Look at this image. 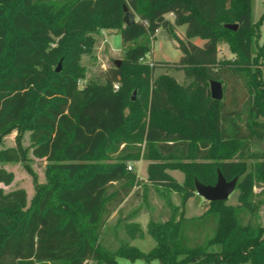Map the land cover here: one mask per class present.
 <instances>
[{"label":"trees","instance_id":"16d2710c","mask_svg":"<svg viewBox=\"0 0 264 264\" xmlns=\"http://www.w3.org/2000/svg\"><path fill=\"white\" fill-rule=\"evenodd\" d=\"M14 2L0 0V135L27 120L32 155L51 165V175L38 188L36 206L18 219L27 192H5L1 185L11 186L15 175L0 167V264H264V227L243 220L263 205L254 189L264 185V42L256 47L264 14L253 21L252 0H21L17 10ZM125 7L136 18L132 26L124 23ZM182 26L183 39L176 35ZM162 28L182 57L144 64ZM100 30L121 36L123 60L103 81L81 85L84 73L69 58L88 54ZM223 42L237 55L234 62L220 59ZM62 58L66 65L57 72ZM157 69L183 72L188 85L168 74L154 78ZM211 81L222 83L223 100L212 98ZM231 82L229 104L224 84ZM24 156L1 149L0 165L23 163ZM141 160L150 162L147 182L170 212L164 219L150 213L156 245L149 252L127 241L105 248L110 217L141 185L129 164ZM168 170L181 171L184 183ZM218 170L227 181L245 174L239 204L204 201L205 213L187 219L196 180L214 186ZM168 191L179 195L180 206ZM121 223L128 238L144 236L140 224ZM207 226L212 234L194 244L187 232Z\"/></svg>","mask_w":264,"mask_h":264},{"label":"rangeland","instance_id":"374dc122","mask_svg":"<svg viewBox=\"0 0 264 264\" xmlns=\"http://www.w3.org/2000/svg\"><path fill=\"white\" fill-rule=\"evenodd\" d=\"M13 9H21V0H15L13 4ZM264 14V0H252V19L254 22H258ZM169 18V17H167ZM261 37L257 42L256 47H259L264 42V21L261 25ZM185 29V28H183ZM159 31V32H158ZM155 35L154 46H153V54H149L147 58L143 61L144 64H148L151 66L155 62H173L180 60V50L178 48V43L176 38L171 35L166 29L158 30ZM116 34L111 30H100L95 35H92L89 40L87 47L89 48V53L82 55L79 60L74 57L69 58V65L74 68V62H77L79 69L84 73L83 83L88 81H103L105 78L106 71L115 65L117 60H123V52L119 54L112 55L111 48L108 43V38L111 35ZM178 36V34L176 33ZM58 40V38L56 39ZM120 38L117 36L112 37V42L119 43ZM220 48L224 49V52L221 55V60H231L234 62L237 58V55L230 50V47L227 43L223 42L220 44ZM257 50V49H256ZM263 57H261V60ZM261 60L259 63L261 64ZM64 63L63 58L59 61L57 68L60 66L61 70H63ZM56 68V69H57ZM254 70V69H252ZM168 74L170 76H174L176 80L181 83L188 85V82H185V75L183 72H178L175 70H171L168 72L167 69H157L154 73V78H157L160 75ZM224 84V83H223ZM226 87L225 93H227V103H231V96L233 94V84H224ZM242 84H239L237 87L238 92L242 91ZM133 101L140 98V93L137 90H134L131 94ZM27 120L23 121V124L15 126L11 128L9 131L0 135V150L6 148H17L21 149L25 154V161L23 163H15V164H3L0 167L5 168L6 170H10L15 175V180L10 187L3 186L5 192H9L14 188H23L28 195V207L25 209L20 215H17L18 219L26 218L31 210L36 206L39 200V192L38 188L41 186H47L49 183V177L51 175L50 164L46 160L36 159L32 155V144L30 140L31 131L24 129L26 127ZM133 164V172L139 175L138 167H136V162L130 163ZM251 162L248 163V167L246 169V174L250 172ZM183 173L179 172L178 177L183 178ZM245 175V174H244ZM243 176L239 178L240 182L243 179ZM66 177V175H63ZM139 177V176H138ZM140 178V177H139ZM140 186L137 187L134 192L136 195L130 198L128 206L121 212L120 216H129L136 215L137 217L149 211L152 215H154L158 219H164L167 214H169L170 210L166 205V200L161 196L160 193L156 191L155 188L150 187L147 180H142L140 178ZM262 188H255L254 192L256 194H261L259 200L263 202V205L257 210L256 213L251 214L250 210H247L243 215L244 223H252V224H260L264 227V191L262 193ZM264 190V189H263ZM163 191V190H162ZM170 194L171 200L174 205L180 206L181 200L178 194L174 191H168ZM239 196L240 191L237 189L227 201L228 205L237 206L239 204ZM204 199L196 194L195 197L191 198L186 205V214L185 217L187 219H191L194 217H200L205 211L207 207L205 205ZM123 211V210H122ZM135 217V216H134ZM123 218V217H122ZM136 218V217H135ZM125 221V219H122ZM133 222V221H132ZM113 227H109L108 224L106 228L103 230L102 234V245L105 248L114 249L119 245L118 238H114L113 232L119 234V229L116 228L115 220L112 222ZM214 226V225H213ZM200 227L197 232L188 231L187 235L190 237L191 241L195 243H203L206 239V235L212 234V227ZM114 228V229H113ZM121 239L128 240V236L126 234L125 228L120 229ZM192 242V243H193ZM136 246L139 247L143 252H149L153 247H155L156 242L151 236H147L144 240H138ZM119 264H148L142 260H138L136 262L129 261L127 259H118ZM45 264V263H44ZM85 264H98L97 261H90ZM149 264H160L157 261H154Z\"/></svg>","mask_w":264,"mask_h":264},{"label":"crops","instance_id":"0c3cea01","mask_svg":"<svg viewBox=\"0 0 264 264\" xmlns=\"http://www.w3.org/2000/svg\"><path fill=\"white\" fill-rule=\"evenodd\" d=\"M167 17H169L168 18V20H170L171 22H174V16L172 15V14H170V15H167ZM183 28H185V29H183ZM185 31H186V27L185 26H182V27H177V29H176V33L178 34V36L181 38V39H183L184 38V34H185ZM159 32V31H158ZM157 32V33H158ZM113 36H117V37H119L120 38V40H119V43L118 42H115V43H113L111 40H112V37ZM196 44H198L199 46H202L203 45V43H204V41L203 40H201V39H194L193 40ZM108 43H109V45H110V48H111V53H112V55H115V54H119V53H121L122 52V38H121V36L120 35H118V34H114V35H111L109 38H108ZM224 52V49H222V48H220V59H221V55H222V53ZM180 53H181V56H180V59H181V57H182V52L180 51ZM152 54H153V52H152ZM180 61V60H179ZM179 61H173V62H169V63H178ZM172 69H170V70H168V72H170ZM173 71V70H172ZM167 74V73H166ZM171 77H174V76H171ZM175 78V77H174ZM176 79V78H175ZM181 84V83H180ZM149 164H150V162L149 161H146V160H141V161H139V162H136V167H138V170H139V177L142 179V180H147V177H148V166H149ZM10 171V170H9ZM12 172V171H11ZM168 172L179 182V183H184V181H185V175H183V178H179L177 175H178V173L179 172H181V171H179V170H168ZM182 173V172H181ZM1 187H3V185H1ZM10 187V186H9ZM15 189H17V188H14V189H12V190H15ZM11 191V190H10ZM130 198L131 197H128L127 199H126V201L124 202V204L120 207V209L118 210V211H116V212H114L113 214H112V216L110 217V219H109V221H108V226L109 227H113L112 226V222L115 220V222H116V225H118V226H116V228H118L119 229V234H116V233H114L113 232V236H114V238H118V240L116 241V242H118V243H120L121 241H127V242H129L132 246H135V247H137L136 246V242L138 241V240H144V239H146L147 238V236H150L149 234H148V225H149V223H150V220H151V215H150V212L149 211H146V212H144V213H142V214H140L138 217L136 216V215H132V213L129 215V216H120L121 215V212H124V210L126 209V207L128 206V203H129V201H130ZM123 210V211H122ZM136 218H135V217ZM123 217V218H122ZM122 219H125V222H135V223H138V224H140V226H141V228H142V230H143V232H144V236L143 237H139V238H133V239H131V238H128V240H122L121 239V234H120V229H122V228H124V226H123V224L121 223L122 221H124V220H122ZM114 229V228H113ZM139 248V247H138ZM140 249V248H139Z\"/></svg>","mask_w":264,"mask_h":264},{"label":"water","instance_id":"95a60500","mask_svg":"<svg viewBox=\"0 0 264 264\" xmlns=\"http://www.w3.org/2000/svg\"><path fill=\"white\" fill-rule=\"evenodd\" d=\"M125 17L124 23L126 26H132L136 23L135 16L129 12L128 8H124ZM225 27L229 30L237 31L239 26L238 24H227ZM116 65L120 66L121 61L117 60ZM60 66L57 69V72H60ZM211 95L214 100L221 101L224 97L223 85L218 81H211ZM238 178H234L232 181H227L223 176L222 172L218 170V180L216 185L207 186L196 180L195 189L196 194L204 199L206 202H227L230 196L237 190Z\"/></svg>","mask_w":264,"mask_h":264},{"label":"built area","instance_id":"2783aa9c","mask_svg":"<svg viewBox=\"0 0 264 264\" xmlns=\"http://www.w3.org/2000/svg\"><path fill=\"white\" fill-rule=\"evenodd\" d=\"M114 89L115 91L119 90V84H115ZM128 170L133 171V164H129Z\"/></svg>","mask_w":264,"mask_h":264}]
</instances>
